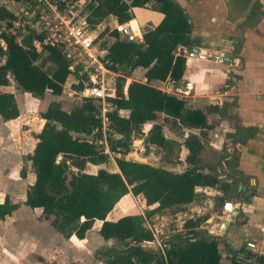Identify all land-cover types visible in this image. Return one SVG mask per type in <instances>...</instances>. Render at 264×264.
<instances>
[{
  "label": "trees",
  "instance_id": "1",
  "mask_svg": "<svg viewBox=\"0 0 264 264\" xmlns=\"http://www.w3.org/2000/svg\"><path fill=\"white\" fill-rule=\"evenodd\" d=\"M148 6L163 18L144 33L142 42L123 40L116 29L108 27L99 35L100 39L109 38L101 46L107 50L108 67L120 74L116 78L117 97L109 99L113 109L106 115V125L102 107L95 99H82L70 112L62 109L59 101L49 103L39 114L44 124L35 135L37 143L29 156L35 181L28 187L23 203L5 197L0 203V221L22 205L41 209L59 234L79 240L85 239L96 221H102L99 230L102 240H114L120 246L96 252V258L105 264H220L218 241L209 240L197 231L207 215L186 221L184 227L190 235L171 236L162 243V250L150 246L155 238L147 227L149 218L184 211L186 206L203 196L197 188L218 186L224 191L229 188L201 172L202 146L197 136L190 134L185 140L184 145L189 151L186 162L191 167L182 173L125 157L131 151L133 141L141 138L147 155L151 147H156L162 151L164 161L179 158L181 146L164 136L162 125L154 124L147 134L143 132L144 125L156 122L158 114H164L189 130L209 128L203 111L192 108L185 99L151 85L168 79L179 81L184 75L186 57L176 56V50L179 46L189 50L195 46L185 11L174 0H88L87 21L92 28L107 22L110 17L116 18L118 24H125L133 19L134 8ZM14 18L6 7H0V40L4 43L0 47V58L5 60L0 66V85H8V76H12L20 90L35 98L43 99L48 91L60 97L70 75L69 63L59 49L42 47L40 36L29 35L19 43L3 31L2 21ZM47 64L54 66L51 74L45 70ZM138 68L147 70L146 83L130 80L126 97V77ZM73 88L81 90V86ZM121 111H128V116H123ZM19 116L15 96L0 93L2 120L11 121ZM104 140L110 153L106 152L104 144H100ZM113 154L117 172L103 168L96 174L86 172L88 164H107ZM59 157L61 160L57 162ZM22 174L25 176L24 171ZM129 194L143 196L147 207H156L144 215L128 214L115 221L108 220L117 203ZM258 262L264 264V257L259 256ZM231 264L241 263L233 259Z\"/></svg>",
  "mask_w": 264,
  "mask_h": 264
},
{
  "label": "crops",
  "instance_id": "2",
  "mask_svg": "<svg viewBox=\"0 0 264 264\" xmlns=\"http://www.w3.org/2000/svg\"><path fill=\"white\" fill-rule=\"evenodd\" d=\"M6 1L3 0L2 6L11 13L17 12L19 1L10 2L18 6L16 11L12 10L11 5H6ZM174 1L186 13L195 46L191 50H176L177 56L186 57L181 80L168 79L166 82H153L151 85L156 88L161 84L172 86L175 90L168 88L167 93L185 99L189 106L203 111L209 128L189 130L164 114H158V117L172 120L183 132L184 138L190 134L197 136L202 146L199 156L201 172L229 186L225 191L218 186L197 188L196 191L203 196L174 216L177 217V222L185 225L188 220H197L207 215V219L197 231L209 240L218 241L220 264H231L236 254L246 250L247 243H254L258 255L264 257V0ZM132 12L133 19L129 22L137 30L144 25L153 28L163 18L162 14L152 11L150 6L134 8ZM109 19L111 24H118L116 18ZM3 45L0 40V47ZM194 49H198V52H194ZM222 55H229L230 58H222ZM3 61L4 64L5 60ZM139 70L144 72L142 79L134 78V73ZM146 72L144 68L136 69L130 77H126L127 85L130 80L146 83ZM8 80V85H0V93H11L15 96L20 116L6 122L0 117V137L16 135L18 124L21 131L22 107L28 97L33 98L31 94L19 89L12 76H8ZM70 80L71 77L66 84ZM44 97V100H40L43 102L41 112L46 110L49 103L61 98L49 93ZM121 114L128 116L129 112L122 111ZM165 120L157 118L156 122L146 123L143 132L147 134L154 124L162 125L164 136L181 146L179 158L170 162L162 159L160 151V158L167 164L162 168L182 173L191 167L186 162L189 155L184 145L186 138L180 140L176 131L171 128L172 123H166ZM36 143L35 137L33 148ZM33 151L34 149L32 153ZM142 162L150 164L146 160ZM121 200L108 215V220L115 221L125 216H120L121 209L118 205ZM227 202L233 204L231 212L224 210V204ZM155 207L156 205L144 207L143 210L138 205L139 210L133 214L144 215L147 210ZM163 218V215H155L149 218L147 225L153 230L157 227V220ZM101 225L102 221H96L83 240L74 236L62 237L82 241V254L94 257L98 264H105L90 253L91 243L87 240L90 234L96 232V240L101 247H114L113 243L116 241L105 242L100 237ZM181 231L183 233L180 234L190 235L184 226L178 232ZM153 232L156 233L154 230ZM158 234H155L157 239L150 245L155 249L159 247L157 242L162 243L164 237L168 239L174 235H163L161 232V237L158 238Z\"/></svg>",
  "mask_w": 264,
  "mask_h": 264
},
{
  "label": "rangeland",
  "instance_id": "3",
  "mask_svg": "<svg viewBox=\"0 0 264 264\" xmlns=\"http://www.w3.org/2000/svg\"><path fill=\"white\" fill-rule=\"evenodd\" d=\"M10 2L12 0H7L6 5H11L12 10L16 11L18 6L13 3L10 4ZM87 4L88 0H81L74 11L81 15L87 13ZM107 27L111 30L115 29V24H111V19L100 25L98 33L103 32ZM106 39L109 40L108 37L103 38L101 43ZM3 62V59H0V66L3 65ZM53 69L52 64H47L45 67L49 74L52 73ZM143 77L144 72L142 70L134 73L136 79H142ZM72 81L71 79L68 84H65L63 94L59 100L62 109L67 112L73 110L82 101L78 95L72 93ZM44 99L45 97L43 99L28 97L22 107L21 131H19L18 124L16 135L7 137L1 135L0 137V203L4 201L6 196L15 203H23L26 199L28 187L35 181L29 156L34 149L35 133L41 131L43 127V121H41L39 114L43 108V102L40 100ZM158 119L165 120L166 118L159 116ZM165 122L172 123L171 128L176 131L180 140L186 138H184L180 128L173 124L172 120L166 119ZM144 129L146 128L144 127ZM22 132L26 134L23 135ZM106 137L107 135L104 133V138L106 139ZM101 143L105 145L106 152L110 153L107 142L104 140ZM145 149L143 140L136 138L133 141L131 151L125 157L133 161L136 159L141 162L146 160L150 165L157 167L167 165L160 158V149L152 148L148 155ZM114 156V154L111 155L109 162L104 165L94 166L88 164L86 172L96 174L102 168L110 172L118 171ZM23 171L25 176L22 174ZM138 205L143 210L144 207H147L143 196L134 198L132 194H129L122 198L118 205L121 209L120 216L136 213L139 210ZM163 216V219L157 220V227L153 228L156 233H159L158 238L161 237V232L163 235L183 233L182 231L178 232L184 224L177 222V217L168 214ZM50 222L51 220L44 217L41 209H30L24 205L11 216L0 221V264H98L94 257L82 254V241L76 238L64 239L61 234L52 228ZM152 224L155 223L152 222ZM96 236V232H94L87 239L91 243L92 251L90 253L94 256L97 251L103 248L96 240ZM166 240L167 238L164 237L162 243ZM113 246L120 248L117 242H114Z\"/></svg>",
  "mask_w": 264,
  "mask_h": 264
},
{
  "label": "built area",
  "instance_id": "4",
  "mask_svg": "<svg viewBox=\"0 0 264 264\" xmlns=\"http://www.w3.org/2000/svg\"><path fill=\"white\" fill-rule=\"evenodd\" d=\"M80 1L20 0L17 12L12 13L15 18L2 21V29L14 36L19 43L26 36H40L42 47L59 49L69 63V77L73 80L71 88L81 86V90L73 88V94L78 95L81 100L84 98L97 100L102 107L101 113L106 125V115L113 109L109 99L117 97L116 78L120 74L108 67L107 50L101 46L100 33H98L100 25L92 28L87 21L88 12L81 15L74 11ZM2 2L3 0H0V7ZM115 29L123 40L142 42L144 33L152 28L144 25L137 30L127 22L117 24ZM182 50H186V47L177 48V51ZM175 54L177 56V53ZM127 86L129 85L125 81L126 97ZM168 88L171 91L175 90L172 86L166 87L164 84L158 87L166 93ZM224 210L231 212L233 204L225 203ZM147 227L153 232L148 225ZM155 234L153 232L154 238L157 239ZM157 243L158 249L162 250V244ZM258 257L256 245L247 243L246 250L236 254L235 260L241 264H259Z\"/></svg>",
  "mask_w": 264,
  "mask_h": 264
},
{
  "label": "water",
  "instance_id": "5",
  "mask_svg": "<svg viewBox=\"0 0 264 264\" xmlns=\"http://www.w3.org/2000/svg\"><path fill=\"white\" fill-rule=\"evenodd\" d=\"M194 52H198V49H194ZM222 58L228 59V58H230V56H229V55H222ZM60 160H61V157H59V158L57 159V162H60ZM134 161H135V162H138L137 159L134 160Z\"/></svg>",
  "mask_w": 264,
  "mask_h": 264
}]
</instances>
